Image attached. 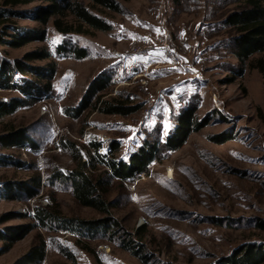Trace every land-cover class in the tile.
I'll use <instances>...</instances> for the list:
<instances>
[{"label":"rangeland","instance_id":"rangeland-1","mask_svg":"<svg viewBox=\"0 0 264 264\" xmlns=\"http://www.w3.org/2000/svg\"><path fill=\"white\" fill-rule=\"evenodd\" d=\"M229 1L124 0L120 13L103 14L112 25L108 32L64 36L51 19L44 41L16 49L0 45V59L14 62L44 49L57 65L49 93L0 119V136L24 129L33 143L0 144V220L20 216L0 224V231L34 226L0 255V264H14L41 245L45 257L39 264H220L242 245L264 243V52L244 63L233 55L230 31L221 22ZM14 22L40 26L30 19ZM66 42L88 55L59 54L58 46ZM104 76L111 86L107 99L130 96L141 110L128 117L94 110L79 118L66 115L90 82ZM18 96V91L0 90V101ZM193 104L197 117L211 115V122L181 149L161 152V161L134 181L104 174L114 145L119 148L115 156L128 161L145 141H164L180 112ZM223 132L233 139L213 142ZM97 145L103 158L94 153ZM80 162L101 181L102 197L112 204L113 234L79 236L37 218L38 208L73 220L108 217L81 205L71 183L55 176L68 175ZM34 176L41 180L36 197H2L6 183ZM143 227L140 239L136 233ZM129 236L142 258L125 248ZM126 244L137 250L136 244Z\"/></svg>","mask_w":264,"mask_h":264},{"label":"trees","instance_id":"trees-1","mask_svg":"<svg viewBox=\"0 0 264 264\" xmlns=\"http://www.w3.org/2000/svg\"><path fill=\"white\" fill-rule=\"evenodd\" d=\"M124 0H0V45L9 48H21L31 42L44 41L46 39L45 26L53 19L55 29L64 36L93 35L95 32H108L112 25L103 15L107 11H122L121 2ZM179 2V0H173ZM32 9H21L23 6L33 5ZM229 9L222 18V25L230 31V47L233 55L244 63L254 55L264 52V0H230ZM227 5V6H228ZM30 19L37 22L38 27L19 26L14 20ZM59 54H71L77 59L85 58L87 50L77 45L66 42L58 46ZM50 60L46 66H34V61ZM57 65L51 59L47 50H35L24 55L22 59L14 62L0 59V90L18 91L20 96L12 97L6 101H0V119L14 114L20 108L28 107L36 103L45 93L52 89V80L56 74ZM264 75V63L261 67ZM19 77V82L16 78ZM108 77L95 78L86 88L80 102L65 110L66 115L79 118L88 110L105 115H117L128 117L139 112L142 105L132 101L130 96H111V87ZM198 105L187 106L176 118V126L169 132L164 141H145L128 161L118 159V145L113 146L110 159L105 158L107 170L104 174L120 181H134L142 174H148L150 166L160 162L161 152L166 155L181 149L189 137L204 129L211 122V115L199 119L197 117ZM233 139L229 132H223L213 136V142L223 144ZM0 144L5 148H22L26 144H33L25 130H11L0 136ZM97 157L99 146H95ZM92 158L91 161H93ZM80 161V160H79ZM105 163V162H104ZM21 164V163H20ZM86 162H80L79 167L68 175L56 173L55 176L69 181L73 187L76 200L83 206L96 209L108 217L95 220H73L62 217L48 209H37V218L42 224L47 222L57 224L60 230L82 236L84 232L91 234H113L117 227V221L111 217L112 204L107 202L100 192L101 181L95 179L86 169ZM3 198L19 200L24 194L31 199L36 197L41 188L39 177H32L31 181H19L6 183ZM16 187V188H15ZM15 188V189H14ZM15 190V191H14ZM111 215V216H110ZM17 214L5 215L0 224L19 218ZM30 224L6 227L0 231V241L4 246L0 249V255L4 254L17 241L23 239L33 230ZM144 229L139 228L136 235L141 239ZM125 239L129 244H138L133 236ZM125 243V248L131 250L135 256L142 258V251ZM44 246L33 248L22 256L14 264H39L44 260ZM220 264H264V243H248L236 249Z\"/></svg>","mask_w":264,"mask_h":264}]
</instances>
